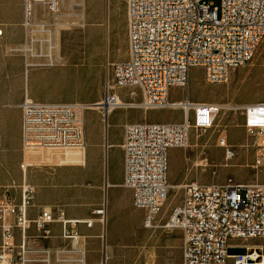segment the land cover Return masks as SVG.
<instances>
[{
  "label": "built area",
  "instance_id": "built-area-1",
  "mask_svg": "<svg viewBox=\"0 0 264 264\" xmlns=\"http://www.w3.org/2000/svg\"><path fill=\"white\" fill-rule=\"evenodd\" d=\"M61 1L23 0V25L31 24L36 4H44L50 13L57 14ZM126 10L128 59L111 63L107 52L106 64L112 71L113 84L107 81L101 104L24 99L21 169L26 175L29 167L48 164L45 162L51 159L35 155L41 151L55 155L83 153V162L58 160L57 165H84L86 111L90 106H98L104 120L111 108H180L186 117L182 123L144 122L125 126L123 186L132 191L134 207L145 211L144 227L156 229L171 189L169 150L189 147L191 129H212L222 110L216 106L218 103L195 102L190 98V69L202 67L208 83L224 84L232 70L247 66L264 41V0H220L218 6L209 0H126ZM122 88L131 90L133 97L140 90L142 99L122 103L114 91ZM172 88L183 89L184 96L172 100ZM238 108L244 115L247 132L257 136L259 157H264V94L261 101ZM220 140L221 145L227 142L226 138ZM234 156V151L227 150L226 157ZM200 158V164L208 168L207 156L203 154ZM183 191L181 204L163 224L167 230L180 229L184 233L183 260L178 264H264V182L238 184L232 179L224 184L190 182L183 185ZM34 192L24 181L18 202L8 196L0 197V264H52L48 257L43 260L29 257L25 239L32 227L46 235L48 226L59 222L63 236L78 242L77 225H92L68 219L64 211L55 215L51 210H43L31 218L29 209ZM104 209L95 213L105 216ZM17 231L22 237L18 244ZM232 239L245 242L243 253L228 254Z\"/></svg>",
  "mask_w": 264,
  "mask_h": 264
},
{
  "label": "rangeland",
  "instance_id": "rangeland-1",
  "mask_svg": "<svg viewBox=\"0 0 264 264\" xmlns=\"http://www.w3.org/2000/svg\"><path fill=\"white\" fill-rule=\"evenodd\" d=\"M209 1L216 6L220 4V0ZM94 2L95 6H93ZM75 3L78 6L83 5V1H75ZM78 6L72 11L73 15L68 16L63 22L70 24L81 22L85 14L87 25L84 27L73 24L56 29L54 23L42 26L39 21L27 30L23 25V0H0V25L9 31L12 29L14 33L18 31V39L14 37L12 40V44L17 45L5 47L0 44V56L18 57L23 61L25 71L27 69L30 71L27 75L30 88L34 90L35 96L44 101L80 102L86 105H94L103 101L107 81L113 84L112 71L107 69L106 64L107 52L111 63L121 62L124 58H128L126 0H86V10H84L86 13L83 12L82 7ZM38 12H43L42 6ZM47 14L50 17L49 21L54 22L55 16L48 9ZM55 42L63 47V51L60 50L58 53L52 49L54 51L52 56L61 59L62 55L66 57V63H63V60L52 61L49 56ZM27 47L30 48V52H26ZM27 60L35 66H27ZM82 74L85 75L81 77ZM114 91L127 102H138L142 99L140 90H137V95L134 97L131 96L129 89H114ZM189 94L193 101L230 103L235 108L222 109L212 129L207 131L191 129L189 147L177 148L172 154V172L175 176L186 180L184 184L190 182H197L201 185L224 184L228 179L238 184L263 183L264 165L256 166L257 158H259V148L256 146L257 136L247 132L244 127V115L238 107L243 106L239 104L241 102L254 101L256 103L263 98L264 41L258 47L254 59L247 66L238 68L237 72L232 74L230 80L224 84L208 83L204 68L192 67L189 72ZM183 96V89H171L172 100H179ZM98 111H100L99 116L93 110L86 111V133L89 144L87 159L91 164L99 154L94 143L101 138V123L104 122L103 111L100 108ZM106 117L105 113V121ZM137 117L142 123H165L181 118L182 113L173 109H150L144 114L143 109L119 107L108 118L107 143L113 141L122 123L134 121ZM224 131H227L228 137L226 138L231 146L229 150L235 152L232 158L226 157L227 148L218 146L220 138L225 136H223ZM36 152L38 151L34 153ZM203 154L210 161L208 168L200 164V157ZM226 160L229 161V166H215V164L221 165ZM108 161V180L112 183L119 182L121 180L120 167L113 149H109ZM45 163L57 165L58 159L47 160ZM86 168L85 164L68 166L64 169L68 172L66 178L69 177L72 181L67 192L71 205L86 210L88 213L86 219L92 215H96L98 219V235L87 239L90 252L96 251L101 255L105 250L109 264L118 260V264H152V262L163 264L162 262L169 259L177 247L181 248L182 242L184 244L183 231L180 229L167 230L163 224L170 217L172 210L181 204L184 196L183 186L182 188L171 187L168 200L159 215V226L156 229L145 228L143 220L140 222V215L130 208L126 212L135 221L132 230L134 235L126 239L119 235V232L113 228L115 219H111L108 215L104 240L105 223L101 221L102 215L95 212L107 206V181L102 188L95 189L91 181L85 178ZM51 170L56 172L59 168L54 167ZM122 192L120 187L109 188L108 201L111 205L114 197L120 196ZM7 196L18 202L20 192L18 195L8 192ZM45 210L52 209L45 208ZM243 252V249H236V247L228 249L230 255ZM180 254L178 251V258ZM125 257L128 259L125 260Z\"/></svg>",
  "mask_w": 264,
  "mask_h": 264
},
{
  "label": "crops",
  "instance_id": "crops-1",
  "mask_svg": "<svg viewBox=\"0 0 264 264\" xmlns=\"http://www.w3.org/2000/svg\"><path fill=\"white\" fill-rule=\"evenodd\" d=\"M82 1L83 5L76 6L82 7L84 12V10H86V1ZM74 3L72 0H62L60 13L53 14V16H55L54 22L49 21L50 17L47 14V8L45 7V5L36 4L32 14L33 16L31 25L26 26L25 28H27L28 30L39 21L41 22L42 26H44L45 24L54 23L56 25V29L73 25L74 23H64L63 20H65L68 16H71L72 11L76 9ZM40 6L43 7V12L41 13L38 12ZM83 16L84 21H87L85 14H83ZM0 26L3 28V36L0 38L1 46L5 45V47H14L15 45H17L14 43L12 44V40L14 37L18 39V31L14 33L12 29L9 31L2 25ZM52 49L56 50V52L58 53L60 52V50L63 51V47L58 42H55V44L52 45L49 56L51 57L52 61L54 60L55 62H58V60H63V63H66V57L62 55L61 59L60 57H53L52 55L54 51ZM26 52H30L29 47L26 48ZM127 59L124 58L123 60L125 61ZM47 60L48 59H46V61ZM26 63L27 66H35L28 60ZM29 72L30 71L28 69L25 71L24 63L18 57L14 58L8 56H0V197L7 196L8 192H11L12 195H18V193L21 192L22 184L26 179V182H28V184H30L35 191L33 205L29 209V216L31 218L36 217L41 211L45 210V208H51V211L55 215H58L60 211H64L68 219H78L82 221L92 222L91 226H88L85 223L77 225L79 234L78 242L63 236L62 225L59 222L51 223L48 226V232L46 235L32 227L28 230L25 239L26 246L29 249L30 258L35 260H43L48 257L52 264H104V262H106V264H109V258L107 261L105 250L101 255L96 251L90 252L88 250V237L97 236L99 232L98 219L96 218V215H92L90 216V218L86 219V217H88V213L86 210L78 209L77 207L71 205V199L69 198L67 192L70 189L72 181L69 177L68 179L66 178V176H68V172H66V169L64 168L76 165H34L28 168L26 175H24L21 169V164L24 161L22 150V104L24 102V99L26 97H29L35 101L40 102H63L53 100L44 101L41 98L35 96L34 90L30 88L28 83L27 75ZM236 72L237 69L232 70L230 72V76ZM84 75L85 74H82L81 77H83ZM118 96L120 100H122V102H127L124 101L120 97V95ZM253 103L254 101H244L239 104L248 105ZM116 109L110 111L106 117V121L103 120L104 122L102 121L103 123H101V138L99 141L94 143L99 154L96 156L92 164L89 163L87 159L89 145L87 141L85 162L87 168L85 171V178L86 180L88 179L91 181V185L95 189L102 188L105 181H107V206L105 208V218L107 219V216L109 215L111 219H115L113 228L119 232V235L123 236L126 239L134 235L132 230L135 226L134 219L127 214L126 210L130 208L134 209L140 215V222L144 220L145 211L135 209L133 205L132 191L123 186L125 178V154L123 149V144L125 142V126L129 123L142 122H140L139 117H137L134 121H125L124 123H122V127H118L119 132L114 137L113 141L108 144V118L115 112ZM89 110L95 111L98 116L100 114V111H98V109ZM173 110L181 112L182 117L165 123H182L186 118L184 111L180 108H176ZM148 111L149 110H143L144 114L148 113ZM109 149L114 150L116 161L118 162L120 167L121 180L116 183H112L111 181H109L107 176V167L109 164ZM176 150L177 148H171L169 150L168 181L171 187L182 188L186 180H181L172 172V154ZM54 167H58L59 171L57 170L56 172H52L51 168ZM54 173L55 177L53 178ZM112 187H120L123 191L120 196L114 197V202L112 204L113 206L111 205V202L108 201V190ZM89 219H92V221H89ZM21 241L22 237L17 231L16 242L18 244ZM244 244V241L232 239L229 242V249L231 247H236V249H243ZM183 247L184 244L182 242L181 248L177 247L175 252L171 253L169 259L167 258V260L162 263H181L183 260ZM178 251H180L181 253L179 258L177 256ZM124 259L127 260L128 257H125ZM118 263L119 260L112 262V264Z\"/></svg>",
  "mask_w": 264,
  "mask_h": 264
},
{
  "label": "bare ground",
  "instance_id": "bare-ground-1",
  "mask_svg": "<svg viewBox=\"0 0 264 264\" xmlns=\"http://www.w3.org/2000/svg\"><path fill=\"white\" fill-rule=\"evenodd\" d=\"M86 1V0H85ZM77 5V4H76ZM93 6H95V2L93 3ZM71 15H73V13H71ZM84 16L82 17V20H81V22H78V23H74V24H77V25H80V26H85L86 24H87V21H84ZM74 19V18H73ZM32 22V21H31ZM30 22V23H31ZM31 25V24H30ZM30 25H28V26H30ZM63 25V24H62ZM64 26V25H63ZM119 100H120V98H119ZM121 102H122V100H120ZM102 103V101L101 102H98L97 104H94V105H99V104H101ZM122 103H124V102H122ZM125 104V103H124ZM218 108H222V109H232V108H235V106H233L232 104H217L216 105ZM90 109H99V107L98 106H92ZM113 110V108H111V109H109V111H108V113L110 112V111H112ZM222 134V133H221ZM225 135V136H224ZM223 136L224 137H222V138H226V137H228L227 136V131H224L223 132ZM198 137H201V136H198ZM220 138V137H219ZM227 139V138H226ZM219 141V140H218ZM221 143V140L219 141V144H218V146H221V147H224V148H227L228 150H229V148L231 147L230 146V144H229V142L227 141L226 142V144L225 145H221L220 144ZM79 152H66V153H56V155L55 154H53V153H51V152H48V151H41V152H38L37 154H35L36 156H37V158H40V159H54V158H57L60 162H65V163H75V162H83V153H79V154H81V155H79L78 154ZM229 158V157H228ZM198 165H199V163H198ZM230 165V163H229V161L228 160H226L224 163H222L221 165H216L215 164V166L216 167H227V166H229ZM257 165H264V157H259L258 158V164H256V166ZM103 213H104V215L105 216H102V218H101V221L103 222L104 220H105V217H106V210L104 209V211H103ZM104 219V220H103ZM152 264H155V263H153L152 262Z\"/></svg>",
  "mask_w": 264,
  "mask_h": 264
},
{
  "label": "water",
  "instance_id": "water-1",
  "mask_svg": "<svg viewBox=\"0 0 264 264\" xmlns=\"http://www.w3.org/2000/svg\"><path fill=\"white\" fill-rule=\"evenodd\" d=\"M104 223H105V228H104V240H105V238H106V218L104 220ZM104 264H106V262H104Z\"/></svg>",
  "mask_w": 264,
  "mask_h": 264
}]
</instances>
